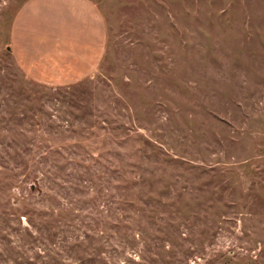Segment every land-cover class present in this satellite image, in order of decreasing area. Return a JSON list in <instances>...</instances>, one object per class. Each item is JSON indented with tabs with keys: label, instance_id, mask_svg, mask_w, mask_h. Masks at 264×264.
I'll use <instances>...</instances> for the list:
<instances>
[{
	"label": "rangeland",
	"instance_id": "obj_1",
	"mask_svg": "<svg viewBox=\"0 0 264 264\" xmlns=\"http://www.w3.org/2000/svg\"><path fill=\"white\" fill-rule=\"evenodd\" d=\"M0 0V264H264V0H92L97 69L51 83Z\"/></svg>",
	"mask_w": 264,
	"mask_h": 264
},
{
	"label": "crops",
	"instance_id": "obj_2",
	"mask_svg": "<svg viewBox=\"0 0 264 264\" xmlns=\"http://www.w3.org/2000/svg\"><path fill=\"white\" fill-rule=\"evenodd\" d=\"M106 41L92 0H28L14 19L10 47L27 74L67 83L96 71Z\"/></svg>",
	"mask_w": 264,
	"mask_h": 264
}]
</instances>
